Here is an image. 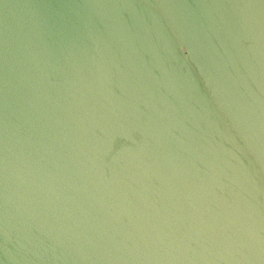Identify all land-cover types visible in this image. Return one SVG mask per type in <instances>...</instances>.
Instances as JSON below:
<instances>
[{
	"label": "water",
	"instance_id": "1",
	"mask_svg": "<svg viewBox=\"0 0 264 264\" xmlns=\"http://www.w3.org/2000/svg\"><path fill=\"white\" fill-rule=\"evenodd\" d=\"M0 264H264V0H0Z\"/></svg>",
	"mask_w": 264,
	"mask_h": 264
}]
</instances>
